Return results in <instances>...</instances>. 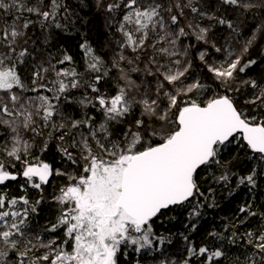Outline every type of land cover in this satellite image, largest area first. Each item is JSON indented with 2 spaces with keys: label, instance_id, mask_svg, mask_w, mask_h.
Segmentation results:
<instances>
[{
  "label": "snow or ice",
  "instance_id": "1",
  "mask_svg": "<svg viewBox=\"0 0 264 264\" xmlns=\"http://www.w3.org/2000/svg\"><path fill=\"white\" fill-rule=\"evenodd\" d=\"M258 39L264 0H0V264H264V205L191 239L264 180Z\"/></svg>",
  "mask_w": 264,
  "mask_h": 264
},
{
  "label": "trees",
  "instance_id": "2",
  "mask_svg": "<svg viewBox=\"0 0 264 264\" xmlns=\"http://www.w3.org/2000/svg\"><path fill=\"white\" fill-rule=\"evenodd\" d=\"M89 19H92L91 17ZM251 25L254 23H259V21H253L250 19ZM249 24V23H248ZM249 25V26H251ZM99 26V21L93 19V23L90 24L88 27L92 29L90 35L93 37L96 36V28ZM87 30V29H86ZM75 40H66L65 41V46L71 45L73 47V50L78 51L75 49ZM261 52H264V40H259L257 46H255L250 54L249 58L256 59L257 61L261 60ZM261 72H264V63L258 64L257 66V71L254 73V76H258ZM230 158V157H229ZM244 159L243 154L241 155V160ZM236 168H238L241 172V174H246L247 169L251 167L250 164L247 165H241V164H236ZM57 181H60L59 179H56ZM55 180V181H56ZM60 181L57 185L53 184L50 185L46 189V195L48 196V201L45 202L43 205H41V212L40 216L37 218L38 221V227H43L44 224L53 219L56 213V205L51 203V195L55 191L56 187L61 183ZM260 187L257 188L253 192H249L247 188L241 187L240 189L236 190V198L232 199V197L228 196L227 192L220 188L216 187V202L219 204V207L216 208H206L203 209V216L201 218L197 219V225H198V234L196 233H191V239L196 243L200 244L203 242L206 238V233L209 231H217L221 232L224 230L225 225H228L230 221L232 220L235 210L244 202H252L255 203L257 206V209L261 205H264V180L259 181ZM204 188H207L208 185L204 184ZM50 188L54 189L50 191ZM14 191V187H13ZM211 203V199L208 201ZM183 212V214H180ZM177 220L172 221L169 223L167 220L163 221L161 223L160 221L157 222V231L164 233L165 235L168 234V230H171V232L174 234L173 235V244L175 245L174 247H169V256L177 261H179L182 258V253L185 248V243L184 241L180 238L179 235H176V233L179 232H184L185 229L183 225L187 223V212L178 209L177 210ZM239 250L238 249H233L232 252L229 253L230 257L233 256L234 254H238ZM146 264H152L151 260H148Z\"/></svg>",
  "mask_w": 264,
  "mask_h": 264
},
{
  "label": "flooded vegetation",
  "instance_id": "3",
  "mask_svg": "<svg viewBox=\"0 0 264 264\" xmlns=\"http://www.w3.org/2000/svg\"><path fill=\"white\" fill-rule=\"evenodd\" d=\"M60 181H61V180H60ZM60 181H57V180L55 181V180H54L52 183H53L54 185H55V184L57 185ZM54 189H55V188H54ZM54 189L50 188V191H51V190H54Z\"/></svg>",
  "mask_w": 264,
  "mask_h": 264
},
{
  "label": "bare ground",
  "instance_id": "4",
  "mask_svg": "<svg viewBox=\"0 0 264 264\" xmlns=\"http://www.w3.org/2000/svg\"><path fill=\"white\" fill-rule=\"evenodd\" d=\"M248 23H249V25H251V22H250V20L248 21Z\"/></svg>",
  "mask_w": 264,
  "mask_h": 264
}]
</instances>
